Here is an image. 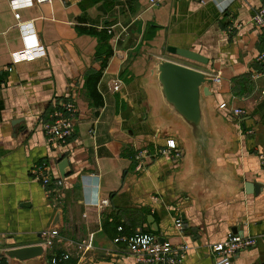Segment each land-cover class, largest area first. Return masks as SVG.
Returning a JSON list of instances; mask_svg holds the SVG:
<instances>
[{"label": "crops", "instance_id": "obj_1", "mask_svg": "<svg viewBox=\"0 0 264 264\" xmlns=\"http://www.w3.org/2000/svg\"><path fill=\"white\" fill-rule=\"evenodd\" d=\"M13 1L0 0L4 249L44 244L43 234L57 230L47 256L69 254L76 264H134L114 243V222L132 234L153 231L154 223L160 238L189 246L183 264H215L213 246L230 233L257 238L233 264H264V169L258 158L264 152V76L257 63L264 35L251 23L264 0H33L18 9ZM23 27L36 34L46 56L13 64L12 54L24 49ZM84 27L112 30L113 56L104 69L101 42L82 33ZM177 49L195 52L207 63L182 58ZM154 58L220 79L211 91L222 138L216 155L211 153L208 175L192 144L178 137L182 128L170 136L160 133L165 129L159 101L149 86ZM94 75H100L102 108L94 106L88 88ZM117 81L121 87L114 92ZM72 100L77 106L73 135L65 143L48 144L44 124ZM222 104L226 110H220ZM233 109L246 116L233 117ZM169 139L186 150L185 160L168 154L147 160L137 171V152L148 148L154 153ZM63 160L69 161L65 178L59 168ZM42 162L62 182L59 201L31 177ZM245 183L258 184L259 195L247 194ZM105 200L108 205L102 207ZM178 215L186 226L182 232L175 226ZM91 235L93 248L87 251Z\"/></svg>", "mask_w": 264, "mask_h": 264}, {"label": "built area", "instance_id": "obj_2", "mask_svg": "<svg viewBox=\"0 0 264 264\" xmlns=\"http://www.w3.org/2000/svg\"><path fill=\"white\" fill-rule=\"evenodd\" d=\"M51 0H36L37 4L48 3ZM152 4L154 0L150 1ZM34 3L33 0H17L12 2V7L18 9L21 7L30 6ZM15 10L16 20H20V14ZM251 23L255 30L264 35V5L258 8L251 19ZM25 45L24 49L12 54L13 64L21 62H33L46 56V49L41 44L36 34L29 32L23 27ZM109 34H112V30H108ZM257 63L261 66L260 74L264 76V52H262L257 58ZM215 82H220V79H214ZM121 82L117 81L114 84V92L119 91ZM220 110H226L227 105L222 104ZM77 113V106L75 101H68L64 103L61 110L55 111L50 121L44 124V131L47 136V142L50 145H57L65 143L74 132V117ZM230 114L241 119L246 116V112L242 109H233ZM172 154L174 158H181V149L178 143L169 139L166 141V146L163 149L156 148L154 153H151L148 148L139 150L135 156L137 162V171H141L147 160L155 159L160 156H166ZM260 166L264 169V152L258 155ZM31 177L34 181L40 183L48 197L53 198L56 201L61 199L58 192L62 187L61 181H55L53 178L52 169L49 164L42 162L36 165L31 171ZM102 207L108 205V201H102L100 204ZM176 228L182 232L186 229L185 223L178 215L175 218ZM119 235L114 239V243L121 246L122 249L127 252L134 260V264H183L186 260L187 254L190 250L186 244L175 246L171 242L165 240L162 241L159 236L144 233L135 232L131 235L124 233L122 227L118 228ZM45 247L47 251L52 248L54 239L59 236V231L50 230L45 232ZM264 242V235L260 237ZM94 235L89 237L86 245V250L89 251L93 248ZM257 244V238L243 237L230 233L222 242H219L213 246V252L215 254V264H233L232 259L249 249H252ZM4 251V238L0 237V264H5L6 258L2 255ZM71 260V255H57L54 254L50 260L51 264H59L60 262H66Z\"/></svg>", "mask_w": 264, "mask_h": 264}, {"label": "water", "instance_id": "obj_3", "mask_svg": "<svg viewBox=\"0 0 264 264\" xmlns=\"http://www.w3.org/2000/svg\"><path fill=\"white\" fill-rule=\"evenodd\" d=\"M174 53L191 61L207 63L204 57L195 52L177 49ZM152 65L149 86L154 87L159 101L157 111L163 122L162 128L165 129V133L161 131L160 133L163 136H170L171 131H175L179 127L182 128L183 134H178V137L183 142L192 144L196 157L205 164L204 175H208L211 172L208 165L211 153L214 151V156L216 155L217 144L221 142L222 138L218 131L221 124L216 122L221 118L217 114L216 105L212 100L211 87L214 77L208 73L160 58H154ZM185 155L186 150H182L181 162L185 160ZM68 164V160H63L59 165L62 178L67 176L65 168L68 167ZM244 189L247 194L259 195L261 187L255 183H245ZM153 228L154 232H158L157 225L154 223ZM233 232L235 233V230ZM161 240L165 241V239ZM2 255L12 263L17 261L20 264H44L47 249L44 244H40L4 249Z\"/></svg>", "mask_w": 264, "mask_h": 264}, {"label": "trees", "instance_id": "obj_4", "mask_svg": "<svg viewBox=\"0 0 264 264\" xmlns=\"http://www.w3.org/2000/svg\"><path fill=\"white\" fill-rule=\"evenodd\" d=\"M80 30L82 33H85V34H88L91 36H95L100 40L101 46H100L99 52L101 55L100 57L102 58V68L104 69V67H106V64H107L109 58H111L113 56V50L108 44L109 40L111 39V35L108 34V30L107 29L98 30V29L92 28V27H84V28H81ZM261 70L262 69H260V71ZM95 75H94V77H95L94 81L88 84V88H89L91 97L93 99L94 106L97 108H102L104 106V100H103V97L100 95V93L98 92V89H97V82L99 81L100 75H97V76H95ZM90 79H92V78H90ZM114 223L116 224L115 230L117 232V230L119 228L118 227L119 224H117L116 222H114ZM121 227H123V226H121ZM140 232L159 235L158 233H154L150 229H148L146 231L141 230ZM124 233H126L128 235L132 234V233H127L125 230H124ZM118 235H119V233H118ZM60 254L61 253H57V255H59V256H60ZM52 256L53 255L47 256V264H51L50 260H51ZM5 264H7V263L5 262ZM59 264H76V262L69 260L66 262H60Z\"/></svg>", "mask_w": 264, "mask_h": 264}]
</instances>
